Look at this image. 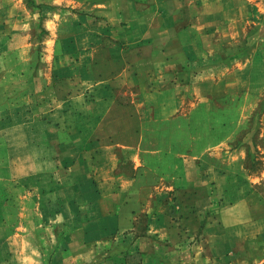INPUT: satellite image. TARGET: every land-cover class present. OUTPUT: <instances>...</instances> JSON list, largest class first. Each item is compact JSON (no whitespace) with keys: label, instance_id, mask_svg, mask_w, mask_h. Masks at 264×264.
I'll use <instances>...</instances> for the list:
<instances>
[{"label":"crops","instance_id":"obj_1","mask_svg":"<svg viewBox=\"0 0 264 264\" xmlns=\"http://www.w3.org/2000/svg\"><path fill=\"white\" fill-rule=\"evenodd\" d=\"M220 2L0 0V264H173L189 237L148 196L160 162L201 158L173 139L184 117L171 122L217 90L198 84L222 65L202 68L220 50V18L235 17Z\"/></svg>","mask_w":264,"mask_h":264},{"label":"rangeland","instance_id":"obj_2","mask_svg":"<svg viewBox=\"0 0 264 264\" xmlns=\"http://www.w3.org/2000/svg\"><path fill=\"white\" fill-rule=\"evenodd\" d=\"M229 1L220 2L219 9L235 17L220 18V50L201 67L210 59L222 65L214 68L218 72L213 81L203 87L198 84L204 93L211 92L208 83L212 82L217 90L202 102L184 101L185 109L194 102L195 111L189 120L182 113L171 122L172 128L177 127L184 117L189 130H172L173 139L187 138V156L201 158L160 162L157 174L161 178L148 196L161 208L157 212L189 237L173 264H264V0ZM23 2L28 10L35 8V0ZM14 5L13 10H19V3ZM41 21L32 17L28 22L29 41L39 43L37 49L46 39ZM195 196L206 199L199 210H191ZM192 214L199 216L196 229L185 224ZM139 220L146 231V217ZM205 237H213L211 245L204 242ZM216 244H220L218 253ZM195 245L199 255L192 252ZM208 246L216 251L214 257Z\"/></svg>","mask_w":264,"mask_h":264}]
</instances>
